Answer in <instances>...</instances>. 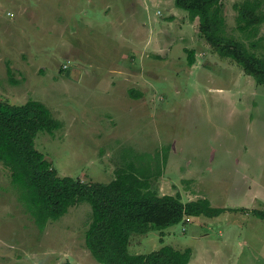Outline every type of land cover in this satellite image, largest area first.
<instances>
[{"label":"rangeland","instance_id":"374dc122","mask_svg":"<svg viewBox=\"0 0 264 264\" xmlns=\"http://www.w3.org/2000/svg\"><path fill=\"white\" fill-rule=\"evenodd\" d=\"M243 1L221 0L224 34L264 57V22L236 29ZM211 48L174 0H0V101L48 108L59 125L34 143L59 176L107 183L133 164L159 196L225 209L133 234L129 253L170 245L190 249L187 264H264L251 213L264 211V84ZM21 205L0 163V264H100L84 244L87 203L41 230Z\"/></svg>","mask_w":264,"mask_h":264},{"label":"trees","instance_id":"16d2710c","mask_svg":"<svg viewBox=\"0 0 264 264\" xmlns=\"http://www.w3.org/2000/svg\"><path fill=\"white\" fill-rule=\"evenodd\" d=\"M174 5L186 11L190 21L197 19L199 34L215 53L235 62L256 84H264V57L251 49L258 47V42L248 46L224 34L221 0H174ZM233 8L237 13L236 29L249 37L255 35L257 25L264 22V10H259L261 2L244 0ZM187 53V63L192 66L194 51ZM58 125L40 101L29 99L20 105L0 101V163L10 172L18 201L37 227L41 230L49 220L60 219L71 207L87 203L90 214L84 244L98 263L187 264L189 248L182 251L163 245L149 253L131 254L130 237L150 231L163 235L164 229L186 217L213 218L225 209L213 207L207 198L182 202L179 194L159 196L149 189L151 175L133 164L116 170L107 183L59 176L34 143L38 132H52ZM251 213L264 221V211L253 209Z\"/></svg>","mask_w":264,"mask_h":264},{"label":"crops","instance_id":"0c3cea01","mask_svg":"<svg viewBox=\"0 0 264 264\" xmlns=\"http://www.w3.org/2000/svg\"><path fill=\"white\" fill-rule=\"evenodd\" d=\"M171 19H172V18H171ZM194 64H195V63H194ZM194 64H193V65H194ZM193 65H192V66H193Z\"/></svg>","mask_w":264,"mask_h":264}]
</instances>
